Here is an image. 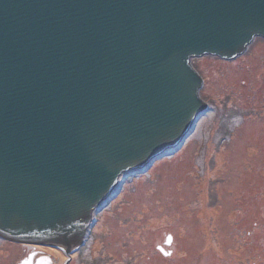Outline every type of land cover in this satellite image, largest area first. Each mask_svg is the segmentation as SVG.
<instances>
[{
    "label": "water",
    "instance_id": "1",
    "mask_svg": "<svg viewBox=\"0 0 264 264\" xmlns=\"http://www.w3.org/2000/svg\"><path fill=\"white\" fill-rule=\"evenodd\" d=\"M256 38L264 0H0V237L70 256L206 109L192 60Z\"/></svg>",
    "mask_w": 264,
    "mask_h": 264
},
{
    "label": "rangeland",
    "instance_id": "2",
    "mask_svg": "<svg viewBox=\"0 0 264 264\" xmlns=\"http://www.w3.org/2000/svg\"><path fill=\"white\" fill-rule=\"evenodd\" d=\"M193 63L209 109L176 151L121 175L78 254L0 239V264H264V40Z\"/></svg>",
    "mask_w": 264,
    "mask_h": 264
},
{
    "label": "flooded vegetation",
    "instance_id": "3",
    "mask_svg": "<svg viewBox=\"0 0 264 264\" xmlns=\"http://www.w3.org/2000/svg\"><path fill=\"white\" fill-rule=\"evenodd\" d=\"M34 248H37L36 246H34ZM34 263V261H33V259L31 258V264H33ZM25 264H28L27 262H25Z\"/></svg>",
    "mask_w": 264,
    "mask_h": 264
},
{
    "label": "bare ground",
    "instance_id": "4",
    "mask_svg": "<svg viewBox=\"0 0 264 264\" xmlns=\"http://www.w3.org/2000/svg\"><path fill=\"white\" fill-rule=\"evenodd\" d=\"M118 199H119V198H118ZM118 199H117V200H118Z\"/></svg>",
    "mask_w": 264,
    "mask_h": 264
}]
</instances>
